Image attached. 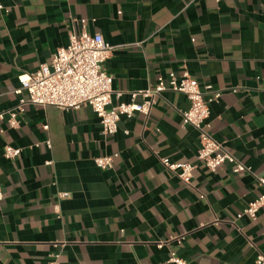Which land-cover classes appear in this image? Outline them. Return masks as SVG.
Instances as JSON below:
<instances>
[{"label": "crops", "instance_id": "0c3cea01", "mask_svg": "<svg viewBox=\"0 0 264 264\" xmlns=\"http://www.w3.org/2000/svg\"><path fill=\"white\" fill-rule=\"evenodd\" d=\"M0 4V113L26 97L18 76L50 64L85 20L117 47L104 68L123 94L110 109L187 71L207 98L222 93L210 133L250 169L211 172L197 160L200 134L182 124L190 103L180 93L165 92L149 116L121 115L110 136L89 106L29 105L18 128L0 121V264H166L172 252L188 264H256L264 208L256 221L244 211L264 194V0ZM7 146L21 155L5 158ZM105 155L114 161L102 170L94 159ZM161 158L193 164L191 183Z\"/></svg>", "mask_w": 264, "mask_h": 264}, {"label": "built area", "instance_id": "2783aa9c", "mask_svg": "<svg viewBox=\"0 0 264 264\" xmlns=\"http://www.w3.org/2000/svg\"><path fill=\"white\" fill-rule=\"evenodd\" d=\"M4 7L0 4V14ZM83 29L80 33L73 32L69 36L66 47L58 49L50 64H44L34 73H22L18 76L21 85L17 91L19 94L26 93L19 103L9 111L0 113V121L8 117L12 128H18L21 117L29 105L41 107H55L61 110H79L89 106L95 112L103 128V134L110 136L119 131L120 116L132 117L135 114L149 116L165 92L183 94L189 101L190 106L186 111H181L182 124L192 126L200 134V147L197 160L209 171L216 172L224 164H231L234 173L250 172L231 152L222 144L215 141L210 133L207 122L212 102H218L221 92H213L207 98L204 90L191 77L187 71L181 77L170 73L168 79L160 77L154 89L132 92L130 103H119L112 106L113 96L117 99L122 97V92L113 90V77L110 76L104 65L112 56L117 47L105 41L102 35H91L86 30V21H82ZM206 87L205 91H210ZM141 97L142 102H136ZM22 150L7 146L4 151L5 158L15 160L21 155ZM113 156L105 155L94 159L97 167L107 170L113 166ZM165 169L176 174L180 180L190 184L195 166L191 163H171L167 158H161ZM261 187L264 188V178H257ZM62 198H68L69 194H61ZM3 194L0 189V200ZM264 208V194L252 201L245 209L244 214L253 221L259 217ZM162 245L160 244L159 247ZM256 264H264V255L259 254ZM47 264H59V256L53 257ZM166 264H188L172 252Z\"/></svg>", "mask_w": 264, "mask_h": 264}]
</instances>
